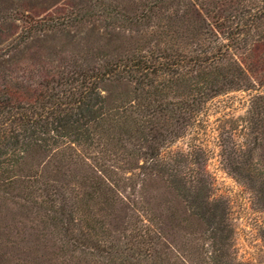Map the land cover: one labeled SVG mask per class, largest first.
Here are the masks:
<instances>
[{
  "label": "trees",
  "instance_id": "1",
  "mask_svg": "<svg viewBox=\"0 0 264 264\" xmlns=\"http://www.w3.org/2000/svg\"><path fill=\"white\" fill-rule=\"evenodd\" d=\"M233 91L222 162L264 211V0H0V264H249L171 149Z\"/></svg>",
  "mask_w": 264,
  "mask_h": 264
},
{
  "label": "rangeland",
  "instance_id": "2",
  "mask_svg": "<svg viewBox=\"0 0 264 264\" xmlns=\"http://www.w3.org/2000/svg\"><path fill=\"white\" fill-rule=\"evenodd\" d=\"M42 43H35L41 47ZM249 95L233 91L214 99L202 116V122L188 137L177 141L171 149L187 150L189 145H201L207 155L206 170L214 182V194L225 200L235 227V251L240 261L264 264V211L252 204L251 193L225 169L221 157L220 133L230 131L233 120L245 114ZM155 196L157 192H154Z\"/></svg>",
  "mask_w": 264,
  "mask_h": 264
}]
</instances>
